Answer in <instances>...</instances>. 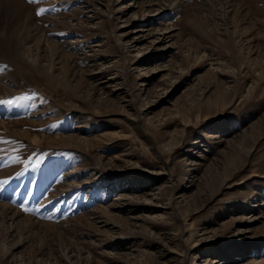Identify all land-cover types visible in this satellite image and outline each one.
Here are the masks:
<instances>
[{"label": "rangeland", "instance_id": "obj_1", "mask_svg": "<svg viewBox=\"0 0 264 264\" xmlns=\"http://www.w3.org/2000/svg\"><path fill=\"white\" fill-rule=\"evenodd\" d=\"M0 100V264H264V0H0Z\"/></svg>", "mask_w": 264, "mask_h": 264}, {"label": "snow or ice", "instance_id": "obj_2", "mask_svg": "<svg viewBox=\"0 0 264 264\" xmlns=\"http://www.w3.org/2000/svg\"><path fill=\"white\" fill-rule=\"evenodd\" d=\"M30 2H34V0H30ZM44 10L41 9L40 12L37 13V15H40ZM13 103V101L11 100H8V101H5V100H0V104H11Z\"/></svg>", "mask_w": 264, "mask_h": 264}]
</instances>
